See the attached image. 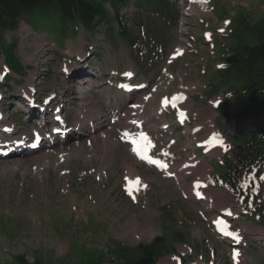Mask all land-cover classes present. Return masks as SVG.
I'll return each mask as SVG.
<instances>
[{
  "label": "rangeland",
  "instance_id": "rangeland-1",
  "mask_svg": "<svg viewBox=\"0 0 264 264\" xmlns=\"http://www.w3.org/2000/svg\"><path fill=\"white\" fill-rule=\"evenodd\" d=\"M171 1L179 14L170 25L133 0L119 4L133 43L117 37L116 20L111 35L107 21L61 38L25 20L2 33L25 70H11L0 45V264H16L15 254L87 264L94 248L98 264H116V243L176 234V252L153 264H264V177L260 215L215 166L232 141L216 108L233 97L216 81L220 49L237 38V15L254 22L264 0ZM148 36L160 62L146 56ZM122 82L141 89L128 96ZM54 115L69 131L63 142L54 140L62 132H40L58 125ZM142 132L151 158L130 149Z\"/></svg>",
  "mask_w": 264,
  "mask_h": 264
},
{
  "label": "trees",
  "instance_id": "trees-1",
  "mask_svg": "<svg viewBox=\"0 0 264 264\" xmlns=\"http://www.w3.org/2000/svg\"><path fill=\"white\" fill-rule=\"evenodd\" d=\"M129 0H0V45L5 52L4 62L13 71L21 74L25 66L13 55V43H4L2 33L5 30L15 29L21 20L27 21L31 26L42 28L55 37L61 38L66 30L74 29L77 24L82 25L90 32L97 25L107 21V33H112V20L119 26L117 37L127 39L133 43L134 37L127 34L128 27L119 14V4ZM109 3L113 12L110 13L105 3ZM137 11L150 10L165 25L175 22L179 14L178 8L171 0H133ZM237 37L235 41L222 47L221 65L216 70V81L224 83L228 94L234 96L248 92L255 87L259 93L264 94V12L252 23H246L237 15ZM138 25V24H136ZM140 26V24L138 25ZM151 36L145 38L148 42L149 53L147 57L160 62L162 54H155L156 39L150 41ZM135 45V44H134ZM160 52V51H159ZM160 55V58L158 56ZM217 82H212L209 92L216 90ZM232 140L224 153V162L215 163L223 182L240 197L244 204L252 210L262 214V206L256 200H261L258 185L264 177V135L257 132H248L239 138L230 136ZM258 214V215H259ZM158 236L149 243L130 247L116 243L114 260L116 264H139L132 260L143 256L159 259L164 254L176 252L174 240L184 241L177 234ZM173 240V241H172ZM112 248V247H111ZM138 253L135 255L134 252ZM102 252L91 249L86 253L85 263L98 264ZM13 262L16 264H42L39 258L29 261L23 254H15Z\"/></svg>",
  "mask_w": 264,
  "mask_h": 264
},
{
  "label": "water",
  "instance_id": "water-1",
  "mask_svg": "<svg viewBox=\"0 0 264 264\" xmlns=\"http://www.w3.org/2000/svg\"><path fill=\"white\" fill-rule=\"evenodd\" d=\"M218 112L224 118L225 132L239 138L248 132L264 135V94L253 87L248 92L233 97L219 99ZM139 264H153L154 257H141L132 260Z\"/></svg>",
  "mask_w": 264,
  "mask_h": 264
},
{
  "label": "bare ground",
  "instance_id": "bare-ground-1",
  "mask_svg": "<svg viewBox=\"0 0 264 264\" xmlns=\"http://www.w3.org/2000/svg\"><path fill=\"white\" fill-rule=\"evenodd\" d=\"M125 85V84H124ZM178 95V94H177ZM177 95L175 96V99H174V101L176 102V98H177ZM141 134H143V136L141 135ZM141 134H137L136 136H133L130 140H131V142H132V144H134V145H132L131 147H130V149L131 150H133V149H135L137 152H145V151H148V150H150V149H152V145L148 142V141H146V139H147V137H148V135L147 134H145V133H141ZM127 135V134H126ZM125 135V136H126ZM146 137V138H145ZM126 139H129V137H125ZM123 140H125V139H123ZM144 141V143H143V145L142 146H140V143H139V141ZM134 141H135V143H134ZM139 143V144H138ZM201 144V143H200ZM17 152V151H16ZM148 157L149 158H151V156L150 155H148ZM129 171H130V173L131 174H133V176L134 175H137L136 174V170L134 169V168H130L129 169ZM126 230H130V229H132V227L130 226V227H126L125 228Z\"/></svg>",
  "mask_w": 264,
  "mask_h": 264
},
{
  "label": "snow or ice",
  "instance_id": "snow-or-ice-1",
  "mask_svg": "<svg viewBox=\"0 0 264 264\" xmlns=\"http://www.w3.org/2000/svg\"><path fill=\"white\" fill-rule=\"evenodd\" d=\"M142 136H143V134H141ZM146 138V137H145ZM134 143H135V141H134ZM222 143V142H221ZM134 151H135V149H134Z\"/></svg>",
  "mask_w": 264,
  "mask_h": 264
}]
</instances>
